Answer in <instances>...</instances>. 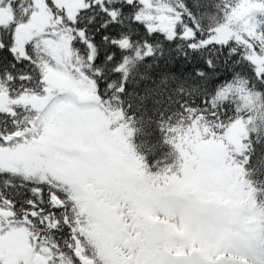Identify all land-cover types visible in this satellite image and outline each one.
I'll use <instances>...</instances> for the list:
<instances>
[{
  "label": "snow or ice",
  "instance_id": "1",
  "mask_svg": "<svg viewBox=\"0 0 264 264\" xmlns=\"http://www.w3.org/2000/svg\"><path fill=\"white\" fill-rule=\"evenodd\" d=\"M132 8L149 36L227 51L250 68L169 129L178 155L157 171L136 154L133 130L112 106L100 65L113 56L101 55L91 34ZM211 9L208 0H0V101L10 109L0 111V155L38 166H0V264H264V222L230 220L209 204L228 199L238 174L264 213V186L249 179L264 171V15L256 35L220 39L201 23ZM103 40L133 46L126 35ZM144 49L153 54L147 41ZM237 126L243 135L233 145L227 134ZM197 130L203 174L185 151V133ZM214 142L228 146L227 167L215 164Z\"/></svg>",
  "mask_w": 264,
  "mask_h": 264
},
{
  "label": "trees",
  "instance_id": "2",
  "mask_svg": "<svg viewBox=\"0 0 264 264\" xmlns=\"http://www.w3.org/2000/svg\"><path fill=\"white\" fill-rule=\"evenodd\" d=\"M170 2L175 4L176 0ZM208 2L212 9L201 19L205 29L222 26L234 29L237 25L238 28L247 27L252 35L257 34L256 18L258 14L264 15V0ZM134 12V8L128 9L116 27L107 30L94 28L91 34L95 37L101 55L113 56L110 62L105 61L100 65L105 72V80L112 85L108 90L109 98L115 97L112 106L122 109L126 122L133 130L130 143L136 154L144 158L152 171H157L174 163L178 155L174 145L168 142L169 129L183 120L189 109L207 108L204 101L210 103L219 86L231 82L236 77L247 76L250 68L239 62V58L234 60L227 51L211 49L193 52L183 40L168 41L159 33L149 36L142 25H137L132 20ZM103 21L104 17L101 15L99 23L102 24ZM104 35H108L110 39L113 35L129 36L133 46L128 50L118 49L104 41ZM145 41L151 44L153 54L136 56L137 50L144 51ZM125 58L129 61L126 72H116L115 68L123 63ZM209 59L212 60L211 67L208 64ZM121 87L123 91L118 92L117 89ZM227 115H232L231 110ZM189 135L190 133H185V151L192 148L193 153L189 156L195 161L200 156L198 150L206 145L202 142L199 130L191 139H188ZM260 136L264 137V129L261 130ZM257 139L259 137H253L254 141ZM261 143H264V139H261ZM249 179L260 182L258 186H264V171L250 174ZM241 182L248 187L251 195L244 192ZM229 187L239 188L240 197L245 203L244 211L254 220V224L259 226L264 222V213L255 203L254 189L244 181L243 176L239 175L238 180L233 179ZM231 257L233 256L228 259H235Z\"/></svg>",
  "mask_w": 264,
  "mask_h": 264
},
{
  "label": "rangeland",
  "instance_id": "3",
  "mask_svg": "<svg viewBox=\"0 0 264 264\" xmlns=\"http://www.w3.org/2000/svg\"><path fill=\"white\" fill-rule=\"evenodd\" d=\"M242 6H246L247 5H242ZM4 16L7 19H10V13H6L4 14ZM234 23V21H233ZM246 25V24H245ZM254 27V25H253ZM216 33H217V37L220 39H225V38H233V37H239L242 38L244 34L249 33L252 34L250 32V30L245 27L242 26L240 28L237 27L234 29H230V27L228 26H222L219 28H216ZM253 30V28H252ZM145 51V49H144ZM144 51L140 52V56L143 55ZM137 56V55H136ZM5 109L10 110L8 107H5ZM230 137L229 142L233 145H237L239 139L242 137L243 133L242 130L240 129L239 126H237L236 128H233L231 130L230 133L227 134ZM204 147H202L201 149H203ZM212 148L214 149V160H215V164L219 165L220 167L224 168L227 167V165H225V158L228 156V146L225 144H222L220 142H214L212 145ZM201 149L198 150V153H201ZM10 158L8 159V162L13 161V162H17V164L13 163V169H16V171H23L25 169H34L37 168V165H34L31 160L27 157H25L22 154L19 153H13V154H9ZM199 156V155H198ZM196 165L197 168L201 171V173L203 174V169H204V165L201 163L200 160V156L199 159H195V161H193ZM233 172H236L235 169L232 170ZM239 175H234L232 177L233 179L238 180ZM212 178H209V180L211 181ZM217 183H219V181H217ZM227 187V191L230 193L228 199L222 201V202H218L217 200L210 199L209 200V204L214 206L215 210L218 211L219 213H221L225 218H228L230 220H237L240 219L244 216H249L245 211V203L242 202V198L240 197V193H239V188H233V187ZM242 202V203H241ZM251 223L254 224V220L251 219ZM234 258V257H231Z\"/></svg>",
  "mask_w": 264,
  "mask_h": 264
},
{
  "label": "flooded vegetation",
  "instance_id": "4",
  "mask_svg": "<svg viewBox=\"0 0 264 264\" xmlns=\"http://www.w3.org/2000/svg\"><path fill=\"white\" fill-rule=\"evenodd\" d=\"M3 110H8V109H5L4 107L0 108V111H3ZM9 158H10L9 154L0 155V166H3L6 170H9V171L16 170V169H13V163L17 164V162H13V161L8 162Z\"/></svg>",
  "mask_w": 264,
  "mask_h": 264
},
{
  "label": "water",
  "instance_id": "5",
  "mask_svg": "<svg viewBox=\"0 0 264 264\" xmlns=\"http://www.w3.org/2000/svg\"><path fill=\"white\" fill-rule=\"evenodd\" d=\"M7 104L6 101H0V108L4 107Z\"/></svg>",
  "mask_w": 264,
  "mask_h": 264
}]
</instances>
